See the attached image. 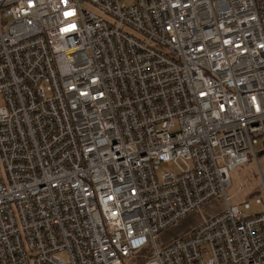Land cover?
<instances>
[{
	"label": "built area",
	"instance_id": "built-area-1",
	"mask_svg": "<svg viewBox=\"0 0 264 264\" xmlns=\"http://www.w3.org/2000/svg\"><path fill=\"white\" fill-rule=\"evenodd\" d=\"M0 99V264H264V0H0Z\"/></svg>",
	"mask_w": 264,
	"mask_h": 264
},
{
	"label": "rangeland",
	"instance_id": "rangeland-1",
	"mask_svg": "<svg viewBox=\"0 0 264 264\" xmlns=\"http://www.w3.org/2000/svg\"><path fill=\"white\" fill-rule=\"evenodd\" d=\"M256 152L258 155L257 161L251 154L249 157V162L244 163L231 171V186L226 192L230 204L233 206H238L244 214L248 215L264 213V203L257 204L255 200L256 198H261L264 201V192L261 179L262 175L264 176V153L260 154L264 152L262 142L260 143L259 147H257ZM178 165L180 167H186V165L182 162H179ZM174 170H179L177 165H174L173 167L162 165L160 168V171L162 172H171ZM3 178L4 180L7 179L4 171ZM245 203H248L250 206L248 210L245 209ZM224 205L225 204L224 202L222 203L221 199L212 200L204 205L203 213L206 216H209L212 210H222ZM200 224L201 219L199 218V213L188 215L175 226L170 227L159 234V238L157 239L159 248L163 249L164 247L171 244L174 240L190 233ZM151 255L152 252L150 253V250L145 248L142 252L137 254V260H135L133 264H141V261L143 262L149 259Z\"/></svg>",
	"mask_w": 264,
	"mask_h": 264
},
{
	"label": "water",
	"instance_id": "water-1",
	"mask_svg": "<svg viewBox=\"0 0 264 264\" xmlns=\"http://www.w3.org/2000/svg\"><path fill=\"white\" fill-rule=\"evenodd\" d=\"M264 152L260 153V154H263Z\"/></svg>",
	"mask_w": 264,
	"mask_h": 264
}]
</instances>
